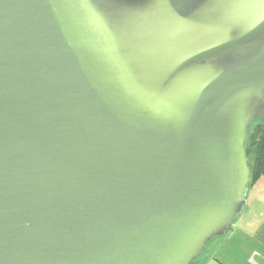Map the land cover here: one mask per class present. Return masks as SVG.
I'll list each match as a JSON object with an SVG mask.
<instances>
[{
    "label": "water",
    "instance_id": "1",
    "mask_svg": "<svg viewBox=\"0 0 264 264\" xmlns=\"http://www.w3.org/2000/svg\"><path fill=\"white\" fill-rule=\"evenodd\" d=\"M261 117L264 0H0V264H192Z\"/></svg>",
    "mask_w": 264,
    "mask_h": 264
},
{
    "label": "crops",
    "instance_id": "2",
    "mask_svg": "<svg viewBox=\"0 0 264 264\" xmlns=\"http://www.w3.org/2000/svg\"><path fill=\"white\" fill-rule=\"evenodd\" d=\"M246 205L247 215L230 233L214 239L211 251L198 264H264V195L256 200L248 197ZM240 231L244 235L237 238Z\"/></svg>",
    "mask_w": 264,
    "mask_h": 264
},
{
    "label": "trees",
    "instance_id": "3",
    "mask_svg": "<svg viewBox=\"0 0 264 264\" xmlns=\"http://www.w3.org/2000/svg\"><path fill=\"white\" fill-rule=\"evenodd\" d=\"M247 155L252 171V185L264 176V117L256 120L248 133L246 142ZM201 257L192 264H198Z\"/></svg>",
    "mask_w": 264,
    "mask_h": 264
},
{
    "label": "rangeland",
    "instance_id": "4",
    "mask_svg": "<svg viewBox=\"0 0 264 264\" xmlns=\"http://www.w3.org/2000/svg\"><path fill=\"white\" fill-rule=\"evenodd\" d=\"M253 175L251 174V183L249 185V189H248V194H247V198L249 197V200H251V196H255V200L259 198V196H263L264 195V176L261 177L257 183H255L254 185H252V182H253ZM247 207V205H246ZM245 207V208H246ZM246 211V210H245ZM243 215H247V212H242L241 215L239 216V218L237 219L236 223L240 220V217L243 216ZM236 223L234 224V228L236 227ZM230 233V232H229ZM246 234V233H245ZM241 235H244V232L243 231H240L238 233V235L236 236L237 238H239ZM216 239V238H215ZM215 240L213 239L212 241H210V243L207 245V247L205 248L204 250V253L203 255L201 256V259L202 260L210 251H211V247H212V243L214 242Z\"/></svg>",
    "mask_w": 264,
    "mask_h": 264
}]
</instances>
